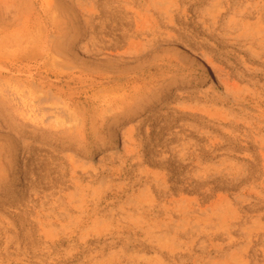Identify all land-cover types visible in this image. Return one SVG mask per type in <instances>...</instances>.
<instances>
[{"label":"rangeland","instance_id":"obj_1","mask_svg":"<svg viewBox=\"0 0 264 264\" xmlns=\"http://www.w3.org/2000/svg\"><path fill=\"white\" fill-rule=\"evenodd\" d=\"M0 264H264V0H0Z\"/></svg>","mask_w":264,"mask_h":264}]
</instances>
